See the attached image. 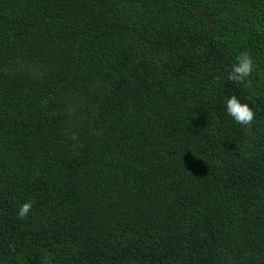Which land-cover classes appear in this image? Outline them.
Returning <instances> with one entry per match:
<instances>
[{
  "label": "trees",
  "instance_id": "1",
  "mask_svg": "<svg viewBox=\"0 0 264 264\" xmlns=\"http://www.w3.org/2000/svg\"><path fill=\"white\" fill-rule=\"evenodd\" d=\"M42 258L264 264V0H0V264Z\"/></svg>",
  "mask_w": 264,
  "mask_h": 264
},
{
  "label": "clouds",
  "instance_id": "2",
  "mask_svg": "<svg viewBox=\"0 0 264 264\" xmlns=\"http://www.w3.org/2000/svg\"><path fill=\"white\" fill-rule=\"evenodd\" d=\"M254 70V63L248 53H241L236 57L234 63L228 71L227 79L237 84H245L250 87L249 77ZM225 111L233 121L241 126L250 127L255 118V113L247 103H241L237 96L232 95L225 102ZM33 201L25 202L19 207L17 212L18 219H24L33 207ZM50 254H45L48 257ZM42 264H51V260L42 258Z\"/></svg>",
  "mask_w": 264,
  "mask_h": 264
}]
</instances>
